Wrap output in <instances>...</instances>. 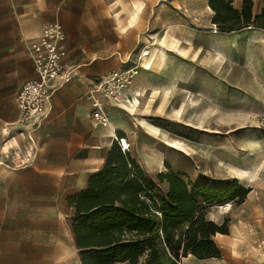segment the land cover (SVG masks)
<instances>
[{
	"label": "rangeland",
	"instance_id": "rangeland-1",
	"mask_svg": "<svg viewBox=\"0 0 264 264\" xmlns=\"http://www.w3.org/2000/svg\"><path fill=\"white\" fill-rule=\"evenodd\" d=\"M233 5L241 8L242 0H233ZM263 7L264 0H254L255 15ZM108 12L119 33L133 30L141 37L129 65L118 70L135 67L140 55L149 53L139 60L138 74L124 90L125 97H137L140 91L146 99L135 115L124 109L125 101L113 106L124 120L141 125H133L124 139L132 154L139 151L143 159L157 163L155 173L144 169L157 195L168 192V184L157 178L161 172H171L190 186L206 181L220 187L237 181L249 189L243 199L209 207V219L228 225V234L214 237L222 257L201 260L188 255L181 264H264V28H218L212 23L209 0H115ZM47 13L41 0H0L3 104L29 71L21 33L32 35L29 26L40 18L47 21ZM21 132L12 130L9 145L28 146V134ZM37 132L31 134L40 148L36 161L46 142L52 159L71 161L76 156L63 143L70 138ZM2 147L6 156L0 159V264H81L72 233L75 209L69 203L76 195L69 192L73 179L33 172L14 175L13 168H22L16 164L19 159L14 162L20 152Z\"/></svg>",
	"mask_w": 264,
	"mask_h": 264
},
{
	"label": "trees",
	"instance_id": "trees-1",
	"mask_svg": "<svg viewBox=\"0 0 264 264\" xmlns=\"http://www.w3.org/2000/svg\"><path fill=\"white\" fill-rule=\"evenodd\" d=\"M212 23L223 30L247 26L264 28V7L255 15L254 0H209ZM157 178L168 184L163 197L131 152L114 141L104 166L90 175L86 190L69 198L75 209L72 223L81 264H181L188 255L201 260L223 253L214 241L228 234L226 222L218 225L207 214L211 205L243 199L249 189L237 181L220 187L209 182L192 186L173 173Z\"/></svg>",
	"mask_w": 264,
	"mask_h": 264
},
{
	"label": "crops",
	"instance_id": "crops-1",
	"mask_svg": "<svg viewBox=\"0 0 264 264\" xmlns=\"http://www.w3.org/2000/svg\"><path fill=\"white\" fill-rule=\"evenodd\" d=\"M41 3L49 10L45 16L47 21H44V18L35 20L29 26V33L32 35L27 36L22 32V37L20 36L29 71L23 75L22 84L13 89L15 93L7 96L5 104L0 102V148L3 145L2 148L9 152L14 148L17 154L25 147V144L22 146L9 145L12 141L10 139L12 130L19 129L16 123L18 118L16 95L23 84L35 76L33 62L24 40L37 36L45 23L60 21L66 34L64 46L75 66V77L54 94L51 100L49 120L41 131L38 129L39 131L36 132L37 134L48 132L54 136L70 138L63 143L69 146L70 153H76V156L74 155L71 161L52 159L51 144L46 142L38 161L35 160L32 164L22 166L19 170L13 168L12 173L29 176L30 172H33L37 176L60 179L71 177L73 184L69 192L78 194L87 189L90 175L104 166L116 137L125 138L127 131L133 129V125L141 127L139 123L131 124L127 119L124 120L123 115L115 106H112L110 112L111 125L108 127L97 125L92 119V106L87 98L93 78L104 76L129 65L130 54L141 37L133 30H129L127 34L117 31L116 20L108 12L109 6L114 4L115 0H41ZM136 7L141 10V3ZM12 53L17 54V52ZM151 63H148L149 67ZM148 66L147 69H150ZM141 94L142 92L138 91L137 97H127V101L122 103L129 115H135L134 112L141 106V99L143 101L146 99V96L144 98ZM142 122L144 127L160 134L157 127L146 121ZM2 153L4 152L0 149V159L6 156ZM132 155L147 172L159 171L157 163L146 161L139 151ZM40 170L41 172H38Z\"/></svg>",
	"mask_w": 264,
	"mask_h": 264
},
{
	"label": "built area",
	"instance_id": "built-area-1",
	"mask_svg": "<svg viewBox=\"0 0 264 264\" xmlns=\"http://www.w3.org/2000/svg\"><path fill=\"white\" fill-rule=\"evenodd\" d=\"M66 34L60 21H50L43 25L39 34L24 40L27 52L33 62L34 78L26 81L16 95L18 118L16 123L22 130L21 134H28V146L21 149L18 158L20 166L32 164L38 156L39 146L31 136L36 132L51 113V100L54 94L69 84L75 77V66L72 64L64 43ZM148 56L146 52L140 55ZM135 67L111 72L92 79L87 98L92 106V119L100 126L110 125L108 107L127 101L124 90L128 88L132 79L138 74L140 63ZM121 105V104H120ZM123 152L129 150L124 138L116 137Z\"/></svg>",
	"mask_w": 264,
	"mask_h": 264
},
{
	"label": "bare ground",
	"instance_id": "bare-ground-1",
	"mask_svg": "<svg viewBox=\"0 0 264 264\" xmlns=\"http://www.w3.org/2000/svg\"><path fill=\"white\" fill-rule=\"evenodd\" d=\"M147 54H148V56H149V53L148 52H146ZM164 53V52H163ZM163 55V54H162ZM148 56H146V57H148ZM163 59V58H162ZM151 68V67H150Z\"/></svg>",
	"mask_w": 264,
	"mask_h": 264
}]
</instances>
